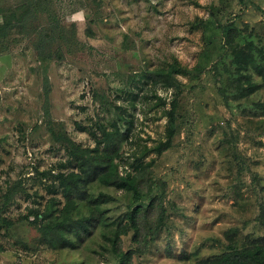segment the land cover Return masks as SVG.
I'll use <instances>...</instances> for the list:
<instances>
[{"label": "rangeland", "instance_id": "rangeland-1", "mask_svg": "<svg viewBox=\"0 0 264 264\" xmlns=\"http://www.w3.org/2000/svg\"><path fill=\"white\" fill-rule=\"evenodd\" d=\"M21 1L0 0V7L13 5L18 17ZM52 8L76 32L63 60L40 63L17 34L0 54V264L119 263L103 236L115 230L110 222L121 219L129 196L100 181L88 193L114 197L102 206L106 226L80 238L56 228L51 245L40 230L44 217L60 220L64 205L49 174L76 170L54 137L96 149L100 127L115 121L122 131L129 126L113 154L118 171L153 162V192L165 209L161 231L144 248L132 233L121 237L131 264H194L176 257L220 252L228 229H239L237 240L263 235L253 219L264 203V88L248 61L253 55L260 63L264 53V0H52ZM173 61L188 74L178 77L172 146L156 155L148 150L166 139L172 91L138 78ZM251 86L258 88L245 94ZM88 208L77 200L66 225L89 216ZM30 210L41 215L34 224Z\"/></svg>", "mask_w": 264, "mask_h": 264}, {"label": "trees", "instance_id": "trees-1", "mask_svg": "<svg viewBox=\"0 0 264 264\" xmlns=\"http://www.w3.org/2000/svg\"><path fill=\"white\" fill-rule=\"evenodd\" d=\"M12 6L0 7V54L7 53L9 44L17 34L28 38L40 63L63 60L64 55L69 52L68 50L74 43L76 32L73 24L66 25L62 22L57 12L52 8V0H22L16 5L22 8V15L18 17ZM258 54L261 58L260 63L255 61L253 55L250 56L251 58L249 57L248 63L260 76V86L264 88V53L259 50ZM187 74L186 68L177 61H173L165 68L145 70L138 78L139 81L150 82L154 86L172 91L169 99L170 108L165 113L167 116L166 139L150 148L148 152L161 155L171 148L173 138L177 133L178 98L183 89V83L179 81L178 77L187 76ZM44 80V93L47 97L49 90L46 85L47 78ZM257 88L258 86H251L245 94L248 95ZM160 102L162 105L168 103L165 99H160ZM117 123V121L111 123L110 129H106L105 126L100 127L102 139H98L96 149H82L65 137L62 139L54 137V141L65 144L69 156L76 162V170L67 173L60 171L56 175L49 174L58 181L57 187L51 186V192L54 194L59 192L64 200V205L58 215L60 220L54 221V219L44 217V225L40 227V230L46 243L51 245L53 240L49 238V235L55 232L56 228H69L80 238L83 233L90 232V228L95 227L96 224L106 226L108 224L106 223V210L102 206L114 201V197L105 193H100L97 196L88 193V185L100 181L107 188L123 191L129 196V205L121 219L110 222L111 226H115V230L110 235L103 236V239L105 246L112 248L118 264H131L134 253L132 250L121 251V237L132 233V240L144 248L153 238L151 235L156 238L161 231L165 209L162 206L161 197L153 192L154 183L151 175L153 162L143 164L134 173L121 174L118 171V165L113 162V154L117 142L126 139L129 126L122 131ZM126 123L128 122L126 121ZM44 175L47 174L44 173ZM262 190L264 191V189ZM77 200L87 203L90 214L80 222H73L68 227L66 225L68 221L65 220H68L69 212L74 209ZM51 203L55 206L54 201ZM47 211L50 212V207H47ZM30 216L33 217L31 223L34 224L41 215L37 211L30 210L26 220ZM45 216H49V214ZM253 220L264 231L263 201L258 203V213ZM236 236H239L238 228L228 229L225 233L226 242L218 253L199 257V251L192 254L183 251L176 258L183 262L193 259L194 264H264V233L256 237L246 234L245 237L241 236L242 240H237ZM58 242L63 246L73 247V243L68 238H60ZM169 256H172L171 253Z\"/></svg>", "mask_w": 264, "mask_h": 264}]
</instances>
